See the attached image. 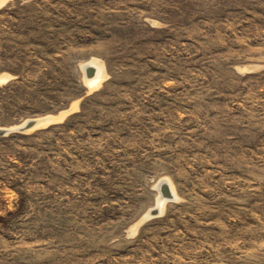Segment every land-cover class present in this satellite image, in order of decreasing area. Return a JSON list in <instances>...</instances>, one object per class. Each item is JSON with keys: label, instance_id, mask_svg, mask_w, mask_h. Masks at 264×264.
I'll return each instance as SVG.
<instances>
[{"label": "rangeland", "instance_id": "374dc122", "mask_svg": "<svg viewBox=\"0 0 264 264\" xmlns=\"http://www.w3.org/2000/svg\"><path fill=\"white\" fill-rule=\"evenodd\" d=\"M44 118L0 264H264V0H0V129Z\"/></svg>", "mask_w": 264, "mask_h": 264}, {"label": "water", "instance_id": "95a60500", "mask_svg": "<svg viewBox=\"0 0 264 264\" xmlns=\"http://www.w3.org/2000/svg\"><path fill=\"white\" fill-rule=\"evenodd\" d=\"M92 72H93L92 69L88 68L87 70H85V75H87L89 77L92 75ZM46 119L47 118L38 119V120L37 119H31V120H27L26 122H24L23 124H21L17 127L0 129V137L6 136V135L13 133V132H25L27 130H30L32 128L37 127L39 124L45 122ZM161 192L165 197H169V192L165 186L162 187ZM155 212H156L155 210L152 211V213H155Z\"/></svg>", "mask_w": 264, "mask_h": 264}, {"label": "bare ground", "instance_id": "6f19581e", "mask_svg": "<svg viewBox=\"0 0 264 264\" xmlns=\"http://www.w3.org/2000/svg\"><path fill=\"white\" fill-rule=\"evenodd\" d=\"M88 66L94 68V73H92L91 77L88 78L90 86L93 87L102 79V74H101V69H100L101 67L94 62L89 63ZM158 204H160V202H158Z\"/></svg>", "mask_w": 264, "mask_h": 264}]
</instances>
